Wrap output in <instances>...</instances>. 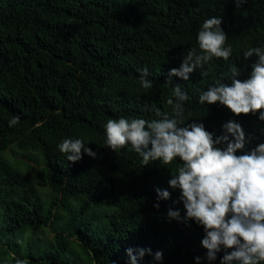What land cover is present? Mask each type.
I'll use <instances>...</instances> for the list:
<instances>
[{
  "label": "trees",
  "instance_id": "16d2710c",
  "mask_svg": "<svg viewBox=\"0 0 264 264\" xmlns=\"http://www.w3.org/2000/svg\"><path fill=\"white\" fill-rule=\"evenodd\" d=\"M212 17L222 19L230 58L214 57L189 80L172 76L169 83L189 51L202 54L198 32ZM252 47H264V0L239 7L234 0H0V264H130L128 248L151 249L138 264H197V256L199 264H221L234 249L221 246L209 261L203 226L183 219L180 190L168 184L182 161L143 166L130 145L117 152L105 146L104 125L121 117L160 119L157 108L171 118L167 101L177 102L179 84L189 97L185 125L203 123L215 138L232 120L251 150L264 143L259 112L235 115L218 102L200 104L199 95L217 80L230 84L233 65L237 78L247 79L258 59L244 58ZM145 68L150 89L140 83ZM15 116L19 123L10 127ZM66 138L83 140L96 158L83 153L68 161L58 148ZM12 147L41 156L45 194L7 155ZM157 187L170 198L158 199ZM169 209H179L181 219L170 218ZM44 228L53 238L36 242ZM157 251L162 260L154 259Z\"/></svg>",
  "mask_w": 264,
  "mask_h": 264
},
{
  "label": "clouds",
  "instance_id": "9594fccd",
  "mask_svg": "<svg viewBox=\"0 0 264 264\" xmlns=\"http://www.w3.org/2000/svg\"><path fill=\"white\" fill-rule=\"evenodd\" d=\"M237 7L247 0H234ZM222 19H206L198 32L199 48L202 54L189 51L179 68L169 72V83L172 76L189 80V74L203 68L214 57L227 61L232 49L225 47L227 34L223 31ZM255 54L258 59L251 66L247 79H238L240 71L233 65L231 83L217 80L199 95L200 104L226 106L233 114H252L259 112L258 118L264 121V47H252L244 52L247 59ZM202 75H207L202 72ZM148 69L141 70L140 83L144 89H150L152 82L147 79ZM176 103L169 99L173 106V116L155 109L160 119L148 121L143 118L109 119L104 125L105 146L117 152L129 145L131 150L141 157L143 166L159 161L169 165L175 159L182 161L177 173L168 180L173 189L180 190L179 199L183 202L186 215L184 220H193L202 225L206 235L201 241L207 249V259H216V253L225 252L221 264H261L264 261V143L245 151L248 143L243 128L239 123L229 120L223 125L227 134L214 138V134L205 129L203 123L183 122V102L189 99L181 86L175 85ZM20 117L15 116L8 123L15 126ZM224 144L220 147L218 145ZM81 139H64L59 151L73 163L82 159L83 153L96 158L97 153ZM240 150L243 154L237 155ZM158 199L170 198L167 189H155ZM159 208V203L154 204ZM168 216L180 220V210L169 209ZM151 254V249H126L130 264H138V258ZM155 260H162V251L154 254ZM199 264L200 257H195ZM16 264H24L17 260Z\"/></svg>",
  "mask_w": 264,
  "mask_h": 264
},
{
  "label": "rangeland",
  "instance_id": "374dc122",
  "mask_svg": "<svg viewBox=\"0 0 264 264\" xmlns=\"http://www.w3.org/2000/svg\"><path fill=\"white\" fill-rule=\"evenodd\" d=\"M26 154H32L35 159H30L27 157ZM7 155L11 158H17V160L20 161V164H15L20 169H25L29 171L33 177L37 180L38 185H40V188L42 192L45 194L48 191V183L47 179L45 177V165L41 159V156L36 153L32 152L30 150H21L18 147H12L8 149ZM70 203L79 204L78 200L72 199ZM33 238L36 239V242L40 241H46L51 240L53 238V232L50 228H44L42 229L38 234H36ZM25 241L27 240L26 234L24 235Z\"/></svg>",
  "mask_w": 264,
  "mask_h": 264
}]
</instances>
